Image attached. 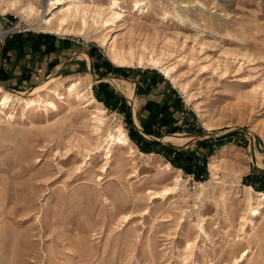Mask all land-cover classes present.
I'll list each match as a JSON object with an SVG mask.
<instances>
[{
    "label": "rangeland",
    "instance_id": "obj_1",
    "mask_svg": "<svg viewBox=\"0 0 264 264\" xmlns=\"http://www.w3.org/2000/svg\"><path fill=\"white\" fill-rule=\"evenodd\" d=\"M136 1L145 4L143 10H137ZM95 2L107 7L111 0ZM119 2L117 11L125 17L107 29L56 34L31 26L41 18L44 3V18L55 12V0H0V90L47 100L49 89L60 82L89 75L95 106L106 109L99 143L91 109L77 103L70 110L55 98L59 111L41 106L27 118L22 114L25 102L6 109L0 124V264H234L245 250L248 256L240 264H264V209L256 215V226L246 222L241 230L243 218L250 219L257 206L255 198L264 194L249 184L264 173V0ZM37 34L70 41L64 58L71 57L69 67L36 75L29 70L23 79L14 76L5 83L4 66L18 52L9 47L22 43L21 52H29L27 36ZM114 40L127 65L118 66L109 54ZM151 59H160L161 65ZM104 63L113 71L101 68ZM164 68L171 73L166 75ZM101 85L114 95L110 108L102 100ZM176 100L172 127L177 132L165 128L161 137L147 134L142 126L146 103ZM31 122L35 138L23 152L13 143V130L31 128ZM119 126L138 151L123 157L119 146H112L108 174L124 167V197L113 203V195L105 197L102 188L109 176L100 168L106 162L108 134ZM136 133L193 154L196 165L206 159V172L198 180L172 165L161 147L138 146L132 140ZM176 135L187 139L166 141ZM87 148L94 149L91 158L85 157ZM93 171L106 178H94L96 193L80 203L76 187ZM131 174L135 176L129 178ZM177 179L175 194L152 204L147 200L149 188L173 186ZM135 197L149 207L147 215L134 206ZM133 211V222H124L123 216ZM158 216L166 221L152 226ZM201 225L207 235L200 233ZM80 246L94 258H80Z\"/></svg>",
    "mask_w": 264,
    "mask_h": 264
},
{
    "label": "bare ground",
    "instance_id": "obj_2",
    "mask_svg": "<svg viewBox=\"0 0 264 264\" xmlns=\"http://www.w3.org/2000/svg\"><path fill=\"white\" fill-rule=\"evenodd\" d=\"M53 1V0H52ZM55 4L58 5L56 7V10L54 13H52L49 17L44 18V13L46 11V3H44V9L42 11V16L39 19V21L35 24H31V26H35L38 29H41V32H51V33H64V34H85V32L89 30H98V28L101 29H107L111 25H114V22L122 19L125 17V15L122 12L117 11V8L120 6L119 0H111L109 6L104 7L101 5H98L95 0L91 1H85L82 0H55ZM137 10H143L144 3L141 1H136ZM135 8V7H134ZM27 9V8H26ZM136 9V8H135ZM147 9V8H146ZM28 10L33 12L34 7L32 5H29ZM145 10V9H144ZM147 12V11H146ZM166 18V17H165ZM164 20V19H163ZM181 20V19H180ZM184 23V21H182ZM79 25L78 28H75L76 25ZM100 32V31H99ZM6 35V34H5ZM4 33L2 32V29H0V42L3 40ZM109 54L111 55L113 61L118 66H124L127 65L128 59L125 55V53L117 52V48L115 47V40L113 45L111 46L109 50ZM143 60V59H141ZM151 62L154 63L157 66L161 65L160 59H151ZM165 72H167L166 75H169L171 73L170 69L164 68ZM52 80H48L49 82ZM88 83H91V77L89 75L79 76L74 80H69L68 82H60L59 85L56 88H50L49 89V96L51 99H45V100H35L34 98L30 99H24L23 97L29 96V94L25 95H19L15 96L12 95L9 91L4 90L1 88L0 95V124L4 120V115L6 114V109L11 106L15 101L17 102H25V104L22 106V114L25 118H27V115L38 111L41 109V106L43 107V110L48 111L49 109H53L55 112L59 111L58 105L55 104V98L63 100V103L70 109H74V104L82 105L83 109H91V123L93 124V134L97 136V142L101 140V131L102 126L105 123L106 119V109L101 108L99 106H95V99L92 96L91 86H88ZM86 86L88 87L86 90ZM62 91L67 92V96H64ZM37 92L36 90L33 92ZM32 97V96H31ZM42 97V96H41ZM73 101V102H72ZM38 104L40 106H38ZM13 115L10 114L8 116V119H12ZM31 128H25L23 126L21 127H15V130H13V137H16V140L13 143H16V145L23 151H27L29 148V145L33 143V139L35 138L32 128L35 126L33 122H31ZM187 138L181 137V136H171L166 141L175 140V141H184ZM109 145V146H108ZM118 145L119 149L121 151V156L124 157V155H130L134 156L136 151H138L135 147L131 146V142L128 138L126 130L119 126L115 131L110 132L108 134L107 139V152L105 156V164L100 168V172L106 174L108 177L107 185L105 187L102 186L103 191L106 195H113V203L116 201L122 199L124 197V192H122L121 189V180L120 175L124 171V167L120 166L117 172L114 174H108V168L107 165L110 163V159L112 158L113 154L112 152V146ZM99 145L95 148L98 149ZM129 148V152L126 150ZM94 150V149H93ZM93 150L87 148L86 149V156L93 153ZM94 154V153H93ZM144 155V154H143ZM88 158V157H87ZM89 158V159H90ZM84 165V164H83ZM169 163H166V167L170 168ZM80 166L77 167L75 170L77 173H79ZM135 172H137L135 170ZM134 174H131L130 177H134ZM94 178L96 179V182L103 181L106 177H103V175H95V172L93 171L91 174H88V177L84 182H81L77 185L76 190V196L79 199L80 203H83L84 200L92 199L94 196V193H96V186L93 183ZM179 180L177 179L175 181V184L173 186H166L163 189L157 190L156 188H149L147 190V200L152 204V202L155 199H167L171 195L176 193V190L179 186ZM129 183V182H128ZM61 185V184H60ZM131 186V185H130ZM242 186V185H241ZM250 190H252L251 187H249ZM134 192V190H133ZM133 192H130V195L133 194ZM23 195V194H22ZM18 198V194L16 195ZM24 197V195H23ZM109 197V196H108ZM106 198L107 200L109 198ZM186 198V197H185ZM14 199V198H13ZM24 200V198H23ZM140 199L137 197L134 198V206L139 209L143 213V215H147L149 213V207L148 206H142L139 204ZM257 202V206L251 213V218L244 220L241 223V230L245 228L246 222L250 224L251 226H256L255 218L256 215H261V210L264 209V194H259L255 198ZM255 202V203H256ZM168 207V206H167ZM180 212V211H179ZM136 212H129L125 214L124 222L131 223L133 222L134 218L137 217ZM183 213V211H182ZM161 217L158 216L155 220H159L158 222L153 223L152 226H155L157 223L166 221L165 219H160ZM169 221V220H168ZM201 221V220H200ZM205 221V219H204ZM142 224V223H141ZM240 226V225H239ZM154 228V227H153ZM151 227V231L153 230ZM133 229V228H132ZM131 229V230H132ZM131 230L129 232L125 233V236L123 238V243L125 244L128 242ZM200 233L206 234L204 226L201 225L199 229ZM150 232V231H149ZM208 237V236H207ZM22 240L28 241L27 238H22ZM30 241V240H29ZM188 244V243H187ZM189 249H191V244L188 245ZM81 247V246H80ZM80 258L90 261L91 257L94 258V255L91 256L90 250L88 247H81L80 249ZM91 256V257H90ZM191 256V255H190ZM248 256V250H245L241 256L238 258H235L233 261L234 264H240L244 261V259ZM96 257V255H95ZM179 258V257H178ZM182 259V258H181ZM104 258H101V261H103ZM184 263V262H183ZM186 263V262H185Z\"/></svg>",
    "mask_w": 264,
    "mask_h": 264
},
{
    "label": "trees",
    "instance_id": "obj_3",
    "mask_svg": "<svg viewBox=\"0 0 264 264\" xmlns=\"http://www.w3.org/2000/svg\"><path fill=\"white\" fill-rule=\"evenodd\" d=\"M24 42V41H23ZM28 45L31 46V49L34 51L40 50L43 46H45V51L49 52L52 48H54V42L53 37L47 34H37V35H28L27 41ZM9 43V42H8ZM22 43H18L15 46L11 45L9 49H15L17 51L22 50ZM120 70V69H118ZM102 92L104 94L103 102L107 105L108 108H110V103L108 102L109 99L113 100L114 95L111 91H109L106 87V85H101ZM177 100L173 101L171 103H166L164 105H160L156 102L148 101L144 107V110L148 112V117L146 120L142 122V126L144 127V131L149 135H154L156 137H161L162 132L161 130L167 129L169 133H175L177 132V129H174L172 127L173 123L175 122V119L173 117L174 110H176L177 107ZM132 140L140 147L142 143H145L147 146H159L162 150H166V158L167 160L174 166L183 169L185 172L189 174H194L195 177L200 180L201 176L206 172V165L207 160L204 159V162L202 165H196L197 163L195 160L198 157H194L193 154H189L182 151H177L176 149H173L168 146H162L160 142L157 140L152 141H146L139 133H136L135 136L132 137ZM221 146V143H218ZM161 150V151H162ZM160 151V150H159ZM215 149L210 150V155L213 154ZM201 168V169H200ZM259 178H257L258 181H252V183H249L252 185L256 191L258 192H264V173L259 172ZM251 178V176H250ZM252 179V178H251Z\"/></svg>",
    "mask_w": 264,
    "mask_h": 264
},
{
    "label": "crops",
    "instance_id": "obj_4",
    "mask_svg": "<svg viewBox=\"0 0 264 264\" xmlns=\"http://www.w3.org/2000/svg\"><path fill=\"white\" fill-rule=\"evenodd\" d=\"M53 42L54 48H52L49 52H46L45 46H43L38 51L31 49L29 52L18 51L15 54H11L10 62H8L3 69L5 73L2 74L3 81L8 83L14 76H18L23 79V76L30 72L29 70L34 72V75L41 74L43 72L47 73L55 68H58V70L63 69V71L66 70L69 67L67 61L70 60L71 57L67 60L64 58L68 56L72 44L70 41L59 40L54 37ZM13 62L15 63L12 64ZM100 66L101 68L103 67V69L107 70V72L113 71L112 67L107 63Z\"/></svg>",
    "mask_w": 264,
    "mask_h": 264
}]
</instances>
